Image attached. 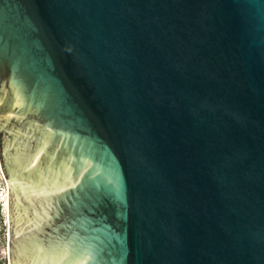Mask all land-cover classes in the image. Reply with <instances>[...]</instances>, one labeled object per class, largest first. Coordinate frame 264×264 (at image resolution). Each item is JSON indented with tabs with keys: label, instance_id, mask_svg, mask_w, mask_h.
Returning <instances> with one entry per match:
<instances>
[{
	"label": "water",
	"instance_id": "1",
	"mask_svg": "<svg viewBox=\"0 0 264 264\" xmlns=\"http://www.w3.org/2000/svg\"><path fill=\"white\" fill-rule=\"evenodd\" d=\"M11 264H264V0H0Z\"/></svg>",
	"mask_w": 264,
	"mask_h": 264
},
{
	"label": "rangeland",
	"instance_id": "2",
	"mask_svg": "<svg viewBox=\"0 0 264 264\" xmlns=\"http://www.w3.org/2000/svg\"><path fill=\"white\" fill-rule=\"evenodd\" d=\"M0 166H1V160H0ZM7 189H8L7 179L2 175V172L0 171V237L2 238V240L5 237V243L3 242L4 244L3 245L1 244L0 256L1 258H3L4 262L5 261L7 262V253H8L7 235H8V231L10 230V225H8L9 219H8L7 206L5 201Z\"/></svg>",
	"mask_w": 264,
	"mask_h": 264
},
{
	"label": "built area",
	"instance_id": "3",
	"mask_svg": "<svg viewBox=\"0 0 264 264\" xmlns=\"http://www.w3.org/2000/svg\"><path fill=\"white\" fill-rule=\"evenodd\" d=\"M8 225H9V223H8ZM10 231V230H9ZM9 231H8V235H7V262L5 261H3V258H1V256H0V264H11L10 263V254H9V246H10V233H9ZM5 243V237L3 238V240H2V238L0 237V248H1V244L3 245L4 243ZM0 252H1V249H0Z\"/></svg>",
	"mask_w": 264,
	"mask_h": 264
},
{
	"label": "bare ground",
	"instance_id": "4",
	"mask_svg": "<svg viewBox=\"0 0 264 264\" xmlns=\"http://www.w3.org/2000/svg\"><path fill=\"white\" fill-rule=\"evenodd\" d=\"M0 168H1L0 171L2 172V175L5 177L4 172H3V169H2V165L0 166ZM5 201H6L7 213H8V219H9V225H10V213H9V185H8V189H7V192H6Z\"/></svg>",
	"mask_w": 264,
	"mask_h": 264
}]
</instances>
